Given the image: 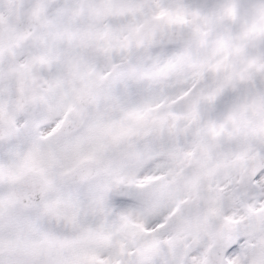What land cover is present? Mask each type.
I'll list each match as a JSON object with an SVG mask.
<instances>
[{
  "label": "clouds",
  "instance_id": "9594fccd",
  "mask_svg": "<svg viewBox=\"0 0 264 264\" xmlns=\"http://www.w3.org/2000/svg\"><path fill=\"white\" fill-rule=\"evenodd\" d=\"M0 264H264V0H0Z\"/></svg>",
  "mask_w": 264,
  "mask_h": 264
}]
</instances>
